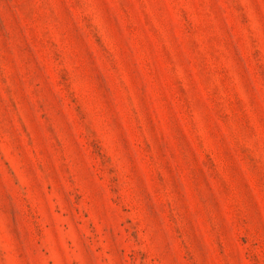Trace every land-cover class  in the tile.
Returning <instances> with one entry per match:
<instances>
[{"label":"rangeland","instance_id":"obj_1","mask_svg":"<svg viewBox=\"0 0 264 264\" xmlns=\"http://www.w3.org/2000/svg\"><path fill=\"white\" fill-rule=\"evenodd\" d=\"M0 264H264V0H0Z\"/></svg>","mask_w":264,"mask_h":264}]
</instances>
